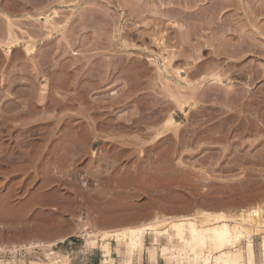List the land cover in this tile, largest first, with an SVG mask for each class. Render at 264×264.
I'll return each instance as SVG.
<instances>
[{"label":"rangeland","instance_id":"374dc122","mask_svg":"<svg viewBox=\"0 0 264 264\" xmlns=\"http://www.w3.org/2000/svg\"><path fill=\"white\" fill-rule=\"evenodd\" d=\"M221 1L0 0L41 62L0 76V264H263L264 0Z\"/></svg>","mask_w":264,"mask_h":264},{"label":"crops","instance_id":"0c3cea01","mask_svg":"<svg viewBox=\"0 0 264 264\" xmlns=\"http://www.w3.org/2000/svg\"><path fill=\"white\" fill-rule=\"evenodd\" d=\"M8 39L7 36V28L6 22L0 15V46L6 43ZM26 43L22 42L19 46L12 47L9 50L6 48L0 47V76L3 74L4 77H7L11 73L17 72H30L34 66L38 67L40 65V60L31 53H26ZM150 217V211L148 207H144L142 211L137 212L134 214L131 212L128 217L119 219V222L122 224H133L134 222L141 221V220H148ZM73 234L67 233L62 238L65 240L66 237L71 236ZM152 238V239H151ZM61 239V238H60ZM58 238L57 241H60ZM145 243L144 246L149 248L147 244L156 245L158 244L155 242V236H150L147 234L145 236ZM158 241V240H157ZM145 248V249H146ZM156 248V247H155ZM138 256V254H137ZM147 257V258H146ZM135 264H166L165 260L159 255L155 256L154 258L149 257V252L143 250V255H141V260L139 261V256Z\"/></svg>","mask_w":264,"mask_h":264},{"label":"bare ground","instance_id":"6f19581e","mask_svg":"<svg viewBox=\"0 0 264 264\" xmlns=\"http://www.w3.org/2000/svg\"><path fill=\"white\" fill-rule=\"evenodd\" d=\"M223 1V0H222ZM221 1V2H222ZM262 2V1H261ZM264 2V1H263ZM227 3H228V1H227ZM231 3V2H230ZM260 4V3H259ZM263 4V3H262ZM217 5H218V3H217ZM224 5H226V2H225V4ZM224 5H222V7L224 6ZM228 5V4H227ZM226 5V6H227ZM231 5V4H230ZM254 5V4H253ZM257 5V4H256ZM213 6H215V4L213 5ZM244 6V5H243ZM219 7H221V6H219ZM249 7H251V6H249ZM256 7V6H255ZM217 8V7H216ZM215 8V10H217ZM253 8V7H252ZM258 8V7H257ZM259 8H261V7H259ZM248 9H250V8H248ZM264 9V8H263ZM252 10V9H251ZM253 12V11H252ZM256 12H258L257 10H256ZM213 13H214V11H213ZM253 14V13H252ZM214 18V17H213ZM212 18V19H213ZM250 18H252V17H250ZM254 18V17H253ZM211 19V20H212ZM218 20V19H217ZM221 20V19H220ZM252 20V19H251ZM216 21V20H215ZM256 21V20H255ZM214 22V21H213ZM221 22H222V20H221ZM254 22V21H253ZM209 23V22H208ZM220 23V22H219ZM222 24V23H221ZM216 25V24H215ZM214 29H215V27H213ZM216 28H218V27H216ZM257 28V27H256ZM231 28H229V30H230ZM235 30V29H234ZM255 30V29H254ZM263 30V29H262ZM224 31V30H223ZM233 31V30H232ZM237 31V30H236ZM253 31V30H252ZM234 33V32H233ZM254 32H252V34H253ZM236 34V33H235ZM230 35V34H229ZM234 35V34H233ZM235 36V35H234ZM238 36L240 37V35L238 34ZM229 39V38H228ZM232 39V38H231ZM230 40V39H229ZM239 40H240V38H239ZM253 41H254V39H253ZM240 44V43H239ZM153 60V59H152ZM155 60V59H154ZM249 213H254V211L252 210L251 212H249ZM215 219H217L218 220V224L216 225H214V226H211V228L210 227H208V228H205V229H199L197 226H196V224H195V222H193V221H191V220H189V221H187V229L189 230V237H191V239L192 240H199V241H201L202 243L203 242H207V241H209V242H211V245H212V247L213 248H219V247H221L222 245H224V243H228L230 240H232V239H230V236H231V230H230V228H229V224L228 223H226L225 222V219H223V218H225L224 217V215L222 214V213H217V216L215 215ZM160 221H157L156 223H159ZM185 221H183V220H181V221H176V222H174L173 223V226H172V228L173 229H175L176 231H175V234L177 235V236H180L181 237V239L183 238V235H184V230L185 229H183L184 227H185ZM152 226H154L153 224H146L145 226H141V227H138V228H128L127 230H128V232H130L131 233V237H132V235L134 234V236H135V234H137V233H141L144 229H152ZM153 230V229H152ZM105 233V232H104ZM115 233V232H114ZM120 233V232H119ZM110 234H112V232L110 233ZM123 235H126V234H124V232L122 233ZM128 235V234H127ZM129 236H130V234H129ZM239 236V235H238ZM236 237V236H235ZM240 237V236H239ZM135 238H136V236H135ZM134 238V239H135ZM236 238H238V237H236ZM132 239V238H131ZM137 239V238H136ZM230 239V240H229ZM138 240V239H137ZM60 241H63V238H61L60 239ZM131 241V240H130ZM137 241H132V246L134 245V247L136 246V243ZM56 243V242H55ZM55 243H50V244H48V245H53V244H55ZM130 243V242H129ZM231 243V242H230ZM131 244V243H130ZM106 245V244H105ZM228 245V244H227ZM131 246V247H132ZM250 246L252 247V244H250ZM261 251H262V259H263V264H264V238H263V240H262V243H261ZM104 247H106V246H104ZM224 247V246H223ZM107 252V251H106ZM105 252V253H106ZM108 253V252H107ZM106 255H108V254H106ZM239 255H231L230 254V252L229 251H226V250H224L223 252H221V254H219L218 255V257H216L217 258V261L218 262H221L222 264H241V262H240V260H239ZM108 259V258H107ZM107 259H105V260H107ZM250 263L249 264H253L252 262V260H250L249 261ZM58 263H60V260L59 259H56V260H53V261H51L50 263H48V264H58Z\"/></svg>","mask_w":264,"mask_h":264}]
</instances>
